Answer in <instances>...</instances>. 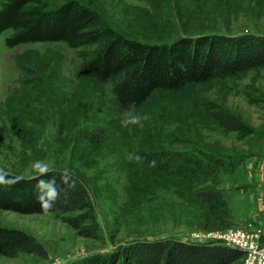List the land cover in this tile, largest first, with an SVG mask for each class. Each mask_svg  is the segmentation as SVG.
I'll list each match as a JSON object with an SVG mask.
<instances>
[{
    "label": "rangeland",
    "instance_id": "obj_1",
    "mask_svg": "<svg viewBox=\"0 0 264 264\" xmlns=\"http://www.w3.org/2000/svg\"><path fill=\"white\" fill-rule=\"evenodd\" d=\"M42 1L52 9L68 0ZM77 1L143 43L264 34V0ZM7 34L0 33V169L21 176L71 169L88 186L97 226L95 235L88 234V222L74 226L69 219L76 212L55 217L0 209V225L33 235L45 253L0 256V264L78 262L137 239L230 245L228 232H239L246 243L230 245L243 252L238 264H264V65L181 91L156 90L137 109L123 110L112 95V81L81 75L89 47L62 42L8 47ZM129 120L138 122L125 126ZM196 148L234 160V166L182 183L160 176L147 160L149 154ZM130 154L144 159L132 161ZM203 188L223 190L232 226L202 228L196 193Z\"/></svg>",
    "mask_w": 264,
    "mask_h": 264
},
{
    "label": "trees",
    "instance_id": "obj_2",
    "mask_svg": "<svg viewBox=\"0 0 264 264\" xmlns=\"http://www.w3.org/2000/svg\"><path fill=\"white\" fill-rule=\"evenodd\" d=\"M0 2V33L8 31L6 46L62 42L70 48L89 47L80 63L81 75L102 83L112 81V95L123 110L137 109L156 90L181 91L190 84L264 65V34H201L151 44L120 34L95 9L77 0L52 9L44 8L42 0ZM153 159L160 176L182 183L234 166V160L224 161V156L203 148L149 154L148 162ZM41 196L52 205L48 211ZM196 196L203 206V229L223 230L233 225L223 190L203 188ZM0 209L23 214L49 212L55 217L76 212L70 222L76 227L88 222V234H96L95 206L88 186L66 167L29 176L0 169ZM19 252L45 254L33 235L0 225V256ZM242 257L240 249L222 242L137 239L62 264H238Z\"/></svg>",
    "mask_w": 264,
    "mask_h": 264
},
{
    "label": "clouds",
    "instance_id": "obj_3",
    "mask_svg": "<svg viewBox=\"0 0 264 264\" xmlns=\"http://www.w3.org/2000/svg\"><path fill=\"white\" fill-rule=\"evenodd\" d=\"M130 107H134V105H130ZM144 119H148L147 116L144 117ZM138 122L137 120H129L127 122H123L125 126H127V124L129 123H136ZM129 159L132 160V161H135V162H142V160L144 159L143 157H141L140 155H136V154H130L129 155ZM150 166L151 167H156L157 166V161L155 159H153L151 162H150ZM40 199L43 201V208L45 211H48L49 209H51L52 205H50L49 203H45L44 202V198L43 196L40 197Z\"/></svg>",
    "mask_w": 264,
    "mask_h": 264
},
{
    "label": "built area",
    "instance_id": "obj_4",
    "mask_svg": "<svg viewBox=\"0 0 264 264\" xmlns=\"http://www.w3.org/2000/svg\"><path fill=\"white\" fill-rule=\"evenodd\" d=\"M225 236H226L227 243L230 245L235 246V244H237V243L246 245V243L240 242L241 240H243V238H242L241 234H239V232H237V233L228 232ZM251 247H252L251 244L249 245V247H247V250L249 252H252ZM246 264H251V260H248Z\"/></svg>",
    "mask_w": 264,
    "mask_h": 264
}]
</instances>
